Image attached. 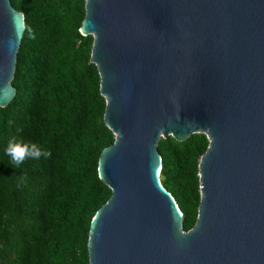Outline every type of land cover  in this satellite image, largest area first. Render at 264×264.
<instances>
[{
  "label": "water",
  "instance_id": "water-1",
  "mask_svg": "<svg viewBox=\"0 0 264 264\" xmlns=\"http://www.w3.org/2000/svg\"><path fill=\"white\" fill-rule=\"evenodd\" d=\"M115 135L98 160L111 195L88 264H264V0H86ZM25 15L0 0V106L17 90ZM210 139L197 221L161 183V138Z\"/></svg>",
  "mask_w": 264,
  "mask_h": 264
},
{
  "label": "trees",
  "instance_id": "trees-1",
  "mask_svg": "<svg viewBox=\"0 0 264 264\" xmlns=\"http://www.w3.org/2000/svg\"><path fill=\"white\" fill-rule=\"evenodd\" d=\"M25 15L15 98L0 106V264H88L90 222L111 195L98 160L115 135L104 123L106 100L91 60L93 35L80 31L86 0H11ZM35 142L51 153L13 163L9 141ZM206 133L161 138L160 179L197 221L200 159Z\"/></svg>",
  "mask_w": 264,
  "mask_h": 264
},
{
  "label": "clouds",
  "instance_id": "clouds-1",
  "mask_svg": "<svg viewBox=\"0 0 264 264\" xmlns=\"http://www.w3.org/2000/svg\"><path fill=\"white\" fill-rule=\"evenodd\" d=\"M5 152L11 157L16 165L24 163L26 160L39 161L41 158H47L51 155L35 142H17L9 141Z\"/></svg>",
  "mask_w": 264,
  "mask_h": 264
}]
</instances>
